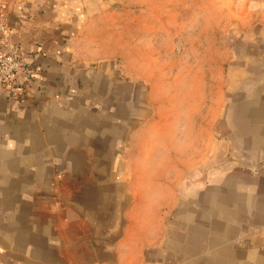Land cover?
<instances>
[{
    "label": "crops",
    "instance_id": "crops-1",
    "mask_svg": "<svg viewBox=\"0 0 264 264\" xmlns=\"http://www.w3.org/2000/svg\"><path fill=\"white\" fill-rule=\"evenodd\" d=\"M67 7L6 1L33 82L0 85V264H264V33L234 48L210 133L82 50Z\"/></svg>",
    "mask_w": 264,
    "mask_h": 264
},
{
    "label": "rangeland",
    "instance_id": "rangeland-1",
    "mask_svg": "<svg viewBox=\"0 0 264 264\" xmlns=\"http://www.w3.org/2000/svg\"><path fill=\"white\" fill-rule=\"evenodd\" d=\"M6 1L0 0V10ZM62 1L66 15L74 5L78 11L73 17L82 50L125 60L146 94L176 106L177 116L191 107L195 123L208 113L210 133L228 95L234 48L243 47V36L264 33V0Z\"/></svg>",
    "mask_w": 264,
    "mask_h": 264
},
{
    "label": "built area",
    "instance_id": "built-area-1",
    "mask_svg": "<svg viewBox=\"0 0 264 264\" xmlns=\"http://www.w3.org/2000/svg\"><path fill=\"white\" fill-rule=\"evenodd\" d=\"M33 82V71L24 66L20 50L12 42L4 11L0 10V85L10 97L18 99Z\"/></svg>",
    "mask_w": 264,
    "mask_h": 264
}]
</instances>
